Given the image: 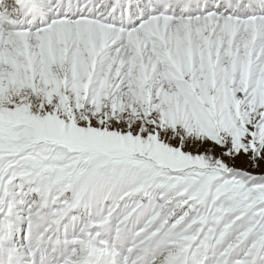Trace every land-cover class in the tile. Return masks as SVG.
<instances>
[{"label":"snow or ice","instance_id":"1","mask_svg":"<svg viewBox=\"0 0 264 264\" xmlns=\"http://www.w3.org/2000/svg\"><path fill=\"white\" fill-rule=\"evenodd\" d=\"M0 264H264V0H0Z\"/></svg>","mask_w":264,"mask_h":264}]
</instances>
